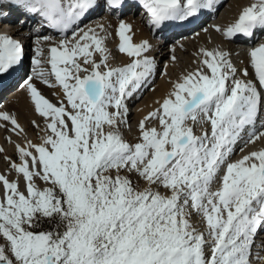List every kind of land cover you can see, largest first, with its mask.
Masks as SVG:
<instances>
[{
    "label": "snow or ice",
    "instance_id": "6c2138e0",
    "mask_svg": "<svg viewBox=\"0 0 264 264\" xmlns=\"http://www.w3.org/2000/svg\"><path fill=\"white\" fill-rule=\"evenodd\" d=\"M106 2L114 10L125 4ZM138 2L159 29L212 9L215 0ZM98 6V0H0V9H22L61 33L73 29L70 40L48 47L46 59L43 44L51 38L35 41V67L22 87L45 121V135L40 143L16 145L20 163L6 158L22 175L23 190L0 174V264H252L255 238L264 231V148L230 160L264 108V43L249 51L255 81L237 78L228 52L201 49V67L174 82L139 121V142L132 144L120 131L125 101L156 63L145 55L149 42L134 43L132 26L121 20L118 48L132 59L109 66L104 25L73 28ZM214 27L229 39L252 37L264 30V0H252L227 27ZM25 55L20 40L0 33V74L15 70ZM35 79L62 89L59 106ZM0 120L24 131L8 112H0ZM151 121L158 126L148 127ZM204 124L210 131L197 134ZM262 137L264 131L252 132L245 143Z\"/></svg>",
    "mask_w": 264,
    "mask_h": 264
},
{
    "label": "bare ground",
    "instance_id": "6f19581e",
    "mask_svg": "<svg viewBox=\"0 0 264 264\" xmlns=\"http://www.w3.org/2000/svg\"><path fill=\"white\" fill-rule=\"evenodd\" d=\"M101 1L98 0L99 6L90 11L88 16L82 19L78 25H74L73 28L86 29L103 24L105 32L100 34L102 36L106 35L105 47L109 53L108 64L111 67H121L128 64L131 58L127 54L120 52L118 48L120 38L117 34V29L120 21L123 20L132 26L134 43H140L144 40L149 42L151 47L145 55L154 59L156 63L154 72L148 77L144 85L125 101L128 107L127 123L120 127L124 139L128 130L133 129L149 112L159 106L157 102L163 101L172 90L174 82L188 72L195 71L201 67V49H222L228 52L230 54L229 58L237 68V78L256 80L254 70L250 64L249 51L264 43V33L256 30L254 35L248 38L249 41L245 42L243 38L229 39L222 32H217L214 27L219 25L221 28H225L232 24L238 18L240 11L248 6L252 0H221L219 9H222V12L220 15L203 19L201 17L206 15L209 9H202L194 17H190L185 21L166 22L161 29H155L151 26L146 17L140 19L137 11L134 12L133 9L124 10L121 14L116 13L119 10L110 12L109 10L101 9ZM216 2L217 0H215L213 7L218 5ZM0 11L7 14L16 12L18 13V18H24L26 22L23 24L19 19H15L14 25L2 24V26L15 28L13 32H10V35L24 44L26 59L15 70L7 74H0V112H8L14 115L24 129L23 132H14L12 131L13 126L9 122L0 120V125H6L0 126V148L3 149V151H0V174L6 175L9 180H18L23 190L24 180L22 175H18L10 168V161L6 158H10L12 162L20 163L14 158V153H17L16 145H26L27 141L40 143L37 142L36 134L30 129V123L35 121V124H38L43 121L45 128L44 119L35 111L27 89L22 87L24 80L29 75H32V69L35 67L31 62L32 57L35 56V41L38 36L51 38L43 44L46 59L48 47L57 44L61 39L70 40L73 29H69L66 33H61L48 27L40 29V26H43L40 18L25 14L22 9L5 7L0 9ZM6 31L11 30L0 29V33H5ZM258 34L261 35L257 36ZM251 42L256 44L248 49L246 46ZM96 56L100 58L99 53H96ZM46 67L50 66L46 65ZM245 68L248 69L247 77L243 75ZM49 79L52 83H55L54 78L49 77ZM34 83L41 94L52 103L59 106V101L64 99L60 87H49L39 79H35ZM257 86L259 87L258 82ZM203 128H208L210 131V125L204 124L196 126V133L200 134ZM248 129L251 130L252 128ZM250 130L246 129L242 133V139L234 146L230 162L241 158L250 151L264 148V137L256 140L255 143H245L249 137L246 133ZM262 131H264V125L257 127L255 132L259 133ZM37 183L43 187V182L37 181ZM2 192L3 189L0 186V194ZM195 224L198 225V228L203 229L204 227L199 218H195ZM255 244L261 245L258 253L264 257V247H262L264 245V231L257 236ZM261 263L264 264V259H252V264Z\"/></svg>",
    "mask_w": 264,
    "mask_h": 264
},
{
    "label": "rangeland",
    "instance_id": "374dc122",
    "mask_svg": "<svg viewBox=\"0 0 264 264\" xmlns=\"http://www.w3.org/2000/svg\"><path fill=\"white\" fill-rule=\"evenodd\" d=\"M95 59L97 61L100 60V58L97 57L96 54H95ZM131 59L132 58H130L129 63L131 62ZM8 76H10V74H8ZM5 77H6V75H5ZM37 125H38V127H37ZM147 126L148 127L158 126V121H151V122H149L147 124ZM30 127H31L30 129H32V131L36 134L37 142H41V137L44 135V129H45L44 128L43 121L40 122V123H38V124H33V122H32V123H30ZM125 136H126L125 140H127V142H129V143L134 144V143L139 142V123L135 127H133V129H131L130 131L128 130L126 132ZM14 158L19 161L18 153H14ZM121 174L122 175H125L127 173H125V172L122 171ZM130 178L134 181V183H137L140 187L146 186L144 184V182L142 180H140L135 174H130ZM44 186L45 185L43 184V187ZM160 191L164 192L163 189H160ZM195 218H199V220H201V218L199 216H194L193 217V223L197 227L198 225L195 224Z\"/></svg>",
    "mask_w": 264,
    "mask_h": 264
}]
</instances>
